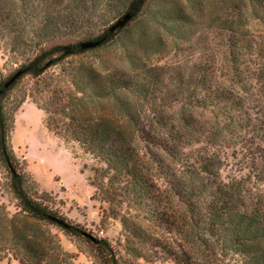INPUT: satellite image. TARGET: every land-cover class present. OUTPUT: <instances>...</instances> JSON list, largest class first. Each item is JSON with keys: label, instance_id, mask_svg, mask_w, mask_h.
<instances>
[{"label": "trees", "instance_id": "obj_1", "mask_svg": "<svg viewBox=\"0 0 264 264\" xmlns=\"http://www.w3.org/2000/svg\"><path fill=\"white\" fill-rule=\"evenodd\" d=\"M198 1L187 0V12L175 0H0V52L8 54L4 66L11 64L9 74L0 71V261L75 264L78 256L64 248L63 235L78 247L83 244L94 264H121L109 240L70 220L52 194L38 189L26 161L16 155L15 116L30 98L48 113V129L104 165L95 170L100 191H121L143 220L170 231L174 224L159 209L144 157L151 154L165 169L168 161L179 164L181 176L173 173L171 183L200 245L230 258V264H264V65L255 62L264 58V49L241 46L239 25L231 31L229 50L213 46L199 34L207 12ZM242 3L264 25L258 0ZM125 16L127 23L112 31ZM88 41L102 43L83 49ZM110 45L121 49L122 64L68 68L74 96L61 109L65 120L29 92L28 81ZM153 56L166 60L153 63ZM184 139L205 143L210 151L191 160L180 150ZM228 150L241 160L223 176ZM128 228L140 244L178 264L190 260L143 229Z\"/></svg>", "mask_w": 264, "mask_h": 264}, {"label": "rangeland", "instance_id": "obj_2", "mask_svg": "<svg viewBox=\"0 0 264 264\" xmlns=\"http://www.w3.org/2000/svg\"><path fill=\"white\" fill-rule=\"evenodd\" d=\"M181 8L191 11L187 0H175ZM205 6L206 14L199 34L208 36L213 46L227 51L230 48L228 39L231 32L239 25L244 35L242 45L258 52L264 49V25L255 17V12L244 6L242 0H199ZM260 13L264 14V0H258ZM123 11V6L120 8ZM151 27L154 24L150 23ZM199 30V29H198ZM86 30L79 33L85 35ZM77 33V34H79ZM162 39L166 49H171V40L163 31ZM75 40L82 41V36ZM156 38V35H153ZM173 51L168 59L171 60ZM160 56H153V63H163ZM171 58V59H170ZM8 54L0 52V71L9 74L11 64L4 66ZM256 66L264 65V58L256 59ZM81 63L94 65L99 68L114 66L121 63V49L116 45L99 48L86 52L84 55L69 58L64 65L53 68L39 81H28L27 87L41 103L50 105L58 120H65L61 115L62 107L67 104L73 94L66 72L70 67H78ZM264 98V95H260ZM53 114V113H52ZM51 114V115H52ZM48 113L39 110L32 99L28 98L15 116V126L11 134V143L16 155L27 163V172L36 182L40 191L48 192L56 198V204L61 211L74 223L80 224L86 232L100 238H106L113 245L121 264H178L165 252L153 250L150 244H140L128 227L143 229L150 238H156L171 252L182 257H190L186 264H230V258L216 256L205 250L193 235L190 228L186 205L180 201L173 183V173L181 176L179 164L167 162L169 168H161L160 163L143 152L151 178L156 184V195L160 202V211L174 224L170 231L153 227L143 220L139 208L134 205L121 191L112 190L106 194L99 190L95 180V170L104 165L85 153L80 147L66 140L64 136L54 133L47 127ZM256 142H258L256 140ZM141 147L144 144L140 142ZM180 150L187 156H200L209 152L205 143L190 144L184 139ZM240 150L238 149L237 152ZM226 151V166L223 176L234 172L241 160V155ZM163 166V165H162ZM122 194V195H121ZM64 248L77 254L75 264H94L92 258L85 252V246L60 235ZM154 251H158L155 253ZM139 254V255H138ZM0 264H17L12 261H0Z\"/></svg>", "mask_w": 264, "mask_h": 264}, {"label": "water", "instance_id": "obj_3", "mask_svg": "<svg viewBox=\"0 0 264 264\" xmlns=\"http://www.w3.org/2000/svg\"><path fill=\"white\" fill-rule=\"evenodd\" d=\"M129 19H130L129 16H125L122 21L117 22V24H115L112 27V31H115L118 28L123 27L125 25V23H127V21ZM101 43H102L101 41H97V42H91V41L84 42V43H82V48L83 49H94V48L100 46ZM18 76H19V74L15 75L14 78L8 84H10L11 82H13L16 79V77H18Z\"/></svg>", "mask_w": 264, "mask_h": 264}]
</instances>
